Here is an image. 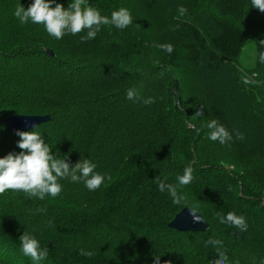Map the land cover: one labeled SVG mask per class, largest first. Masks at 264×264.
Returning a JSON list of instances; mask_svg holds the SVG:
<instances>
[{"label":"trees","instance_id":"1","mask_svg":"<svg viewBox=\"0 0 264 264\" xmlns=\"http://www.w3.org/2000/svg\"><path fill=\"white\" fill-rule=\"evenodd\" d=\"M32 2L0 0V157L21 151L4 119L51 114L30 131L57 157L88 158L111 179L94 191L61 180V193L43 200L0 195V264H34L21 251L24 231L49 249L40 264H154L155 255L160 264H214L210 238L223 242L226 264H264V12L250 0H86L107 16L127 8L133 23L103 25L81 42L86 30L56 39L43 25L21 24L14 10ZM248 40L256 62L244 68ZM128 89L139 98L129 100ZM213 119L245 138L212 141ZM193 161L195 179L178 188L186 200L174 205L156 177L175 185ZM185 203L208 221L206 232L169 226ZM217 212L243 215L247 231Z\"/></svg>","mask_w":264,"mask_h":264},{"label":"clouds","instance_id":"2","mask_svg":"<svg viewBox=\"0 0 264 264\" xmlns=\"http://www.w3.org/2000/svg\"><path fill=\"white\" fill-rule=\"evenodd\" d=\"M250 3L251 7L264 12V0H250ZM187 11L183 6L178 8L180 16H184ZM13 14L21 24L30 21L33 24L43 25L46 32L56 39H62L66 34L76 35L86 30L87 34L81 36V42L94 39L103 25H111L122 30L133 23L132 14L127 8L121 7L107 16L88 5L86 0H71L67 8L56 0H33L27 8L21 3L18 4ZM160 47L168 53L173 51L171 44ZM126 97L129 100H137L139 94L135 89H128ZM143 102L150 104L155 101L150 97ZM196 115H203L202 109L197 110ZM206 126L210 130L209 139L219 141L221 144L232 141L233 132L236 139L243 140L245 138L244 133L238 129H233L230 132L216 119L209 121ZM17 135L20 137L17 143L21 151L18 153L9 152L0 157V195L11 190L24 192L29 197H38L43 200L46 195L56 197L61 193V180L70 179L72 182L82 180L90 191H94L105 180L111 179L108 174L96 172L97 165L88 158L82 156L79 161L72 165L66 156L57 157L52 153V147L46 142L44 136L37 131L17 130ZM193 163L195 162L187 165L183 174L176 177L178 183L175 185L167 183V177L164 179L156 177L159 191L162 193L167 191L172 197L174 205H181L182 201L186 200L185 196L179 194L178 188L190 184L195 179ZM184 206L188 205L185 203ZM189 208L195 222L205 220L201 214L197 215L200 212L192 207ZM37 211L44 212L46 209H37ZM216 216L220 223L234 226L241 232L247 231L248 223L243 215L228 212L225 216L217 212ZM19 241L23 255L29 257L34 264H40L42 260L47 258L49 249L41 247L39 240L27 231L19 236ZM208 245L216 248L220 258L219 264H226V250H222L223 242L219 239L210 238L206 241L205 246ZM80 255L91 258L94 253L81 249ZM154 264H160V255H155ZM164 264H171V261H165Z\"/></svg>","mask_w":264,"mask_h":264},{"label":"water","instance_id":"3","mask_svg":"<svg viewBox=\"0 0 264 264\" xmlns=\"http://www.w3.org/2000/svg\"><path fill=\"white\" fill-rule=\"evenodd\" d=\"M49 52L52 54L51 50H49ZM50 119V114L13 115L4 119L3 125L6 132L17 134V130L29 131L35 128V126L37 127L42 123L48 122ZM197 215H200V213H197ZM169 226L181 232H206L209 229L210 224L206 219H202V222H195L190 213V208L185 207L175 215L173 220L169 223Z\"/></svg>","mask_w":264,"mask_h":264},{"label":"rangeland","instance_id":"4","mask_svg":"<svg viewBox=\"0 0 264 264\" xmlns=\"http://www.w3.org/2000/svg\"><path fill=\"white\" fill-rule=\"evenodd\" d=\"M255 62H256V44L254 40H248L244 45L242 52L238 58V63L244 68H250V66H253Z\"/></svg>","mask_w":264,"mask_h":264},{"label":"built area","instance_id":"5","mask_svg":"<svg viewBox=\"0 0 264 264\" xmlns=\"http://www.w3.org/2000/svg\"><path fill=\"white\" fill-rule=\"evenodd\" d=\"M219 261H220V260H218V261L214 262V264H219Z\"/></svg>","mask_w":264,"mask_h":264}]
</instances>
